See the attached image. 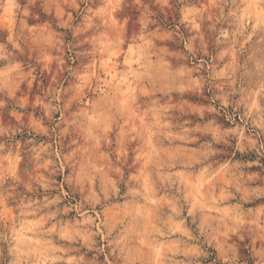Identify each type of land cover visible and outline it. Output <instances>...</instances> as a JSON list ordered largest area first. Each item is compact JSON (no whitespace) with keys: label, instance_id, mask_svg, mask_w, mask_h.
<instances>
[{"label":"clouds","instance_id":"1","mask_svg":"<svg viewBox=\"0 0 264 264\" xmlns=\"http://www.w3.org/2000/svg\"><path fill=\"white\" fill-rule=\"evenodd\" d=\"M0 264H264V0H0Z\"/></svg>","mask_w":264,"mask_h":264}]
</instances>
